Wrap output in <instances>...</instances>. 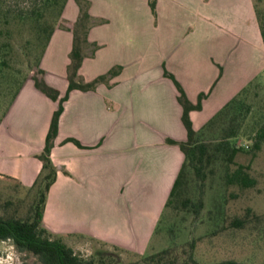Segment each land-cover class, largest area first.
<instances>
[{
    "label": "crops",
    "instance_id": "1",
    "mask_svg": "<svg viewBox=\"0 0 264 264\" xmlns=\"http://www.w3.org/2000/svg\"><path fill=\"white\" fill-rule=\"evenodd\" d=\"M90 1L92 16L105 22L91 29L90 42L101 48L79 75L89 83L123 70L95 90L72 91L64 104L51 156L62 170L43 224L71 248L85 240L143 256L185 162L180 146L169 143L187 141V131L166 72L193 104L208 95L202 110L191 112L199 131L264 73V42L254 0H157V18L149 0ZM78 15L69 0L63 15L69 28ZM72 47V32L58 29L41 61L45 82L61 97ZM58 107L33 79L24 83L0 123V177L34 185Z\"/></svg>",
    "mask_w": 264,
    "mask_h": 264
},
{
    "label": "rangeland",
    "instance_id": "2",
    "mask_svg": "<svg viewBox=\"0 0 264 264\" xmlns=\"http://www.w3.org/2000/svg\"><path fill=\"white\" fill-rule=\"evenodd\" d=\"M52 2L0 0V123L19 88L38 72L47 37L60 16V6L52 8ZM254 5L264 17V1L254 0ZM232 117L237 119V136L229 141V147L212 149L214 157L204 186L190 171L187 188L166 211L145 255L85 240L73 245L75 252L88 258L96 250L108 251L119 255L122 263L134 264H156L146 258L165 250L170 251L163 261L167 264H184L190 255L199 264L228 260L264 264V143L260 151L253 150V139L264 128V74L239 98ZM229 118L206 131L202 140L221 144ZM233 150L238 152L231 160ZM240 169L254 180L252 187L233 181ZM34 196L35 192L15 180L0 177V213L25 217ZM200 199L203 204L196 215L191 204ZM235 220L243 221V226L235 227ZM0 264L41 263L33 255L20 252L11 241H0Z\"/></svg>",
    "mask_w": 264,
    "mask_h": 264
},
{
    "label": "trees",
    "instance_id": "3",
    "mask_svg": "<svg viewBox=\"0 0 264 264\" xmlns=\"http://www.w3.org/2000/svg\"><path fill=\"white\" fill-rule=\"evenodd\" d=\"M50 1V0H49ZM79 8V15L77 20L73 23L72 27L67 26L68 22L63 18L66 6L69 0H53L51 7L60 6V16L59 19L50 31L45 48L43 50L38 72L32 78L35 82V86L41 92H43L47 97L55 102H59V107L53 115V119L50 125L49 132L46 137L44 151L37 156V158L42 162V171L39 174L34 185L28 189L30 192H35L34 200L28 210L25 217L18 216L17 213H9L7 211L0 213V241H11L15 247L22 253H27L33 255L41 264H134V263H122L119 255L108 252V251H98L96 254L85 258L77 254L73 248L68 246L61 237L55 236L50 233L43 224L44 212L46 207V202L48 194L51 187L57 181L58 173L62 170L61 167L54 165L51 156L52 151L55 147V141L59 134L60 120L62 113L64 111V104L68 101L70 94L74 90L80 91H91L95 90L96 87L102 83H109L112 78L118 76L123 67L118 66L110 70L107 74L99 76L92 82H85L83 78L80 77L79 71L83 65L84 60L90 56H95L96 52L101 48L96 43H91L89 40V35L91 29L95 24L104 23V20H97L92 16L91 1L90 0H74ZM264 1V0H259ZM149 5L152 14L157 18V0H149ZM255 11L259 27L261 30V35L264 42V17L255 5ZM58 29H65L73 34V47L70 53V64L68 66L67 80L69 81V88L64 97L58 90L50 87L44 79L45 71L41 69V61L47 50L49 42ZM89 50V52H88ZM264 74V73H263ZM263 74L255 78L250 84H248L243 90H241L234 98H232L214 117H212L201 130L196 131L193 127V122L191 120V112L201 111L203 108V101L207 98V94H201L199 96L197 104H193L183 87L176 80L174 76L166 72L167 77L171 78L179 92V102L183 107L182 121L187 131V141L185 142H175L169 140V143L179 145L181 150L185 155V162L181 168V171L175 181L172 192L168 199L165 207V212L160 223L165 217L166 211L175 204L176 201L181 197L184 189L187 188L189 183V173L192 171L197 179L202 182V186L207 178L206 170L208 166L212 163L214 157L213 148L215 151L218 150L222 145L229 147V141L235 138L238 134V128L234 126L237 121L235 117L229 118L232 109L235 108L238 103L239 98L255 83L257 82ZM25 83V82H24ZM23 83V85H24ZM22 85V86H23ZM22 86L19 88L17 94L15 95L13 101L20 92ZM12 101V103H13ZM11 103V105H12ZM229 118V127L225 128L222 134V142L218 145H212L210 143L204 142V134L206 131H212L216 126L226 122V118ZM78 146H81L79 142L72 140ZM253 150L260 151L262 144L264 143V128H262L259 133L253 139ZM237 150H233L230 155L232 160L237 153ZM233 181H237L244 187H252L254 185V180L250 176L244 173L241 169L238 170L234 176ZM189 202V201H187ZM186 204V203H185ZM203 201L199 200L197 203L191 204L195 208L196 215L199 214L202 208ZM160 223L158 227L160 226ZM235 227L243 226V221L235 220ZM157 227V228H158ZM194 249V244H191ZM170 251L165 250L159 254H155L146 258L147 261L156 262V264H167L163 263L164 257L169 255ZM184 264H199L192 255L184 262ZM219 264H242L234 260H228L221 262Z\"/></svg>",
    "mask_w": 264,
    "mask_h": 264
}]
</instances>
